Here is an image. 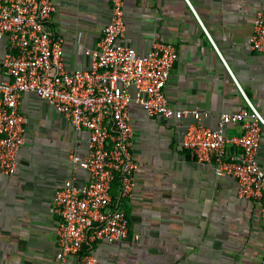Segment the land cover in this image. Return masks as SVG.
I'll list each match as a JSON object with an SVG mask.
<instances>
[{
  "label": "crops",
  "instance_id": "obj_1",
  "mask_svg": "<svg viewBox=\"0 0 264 264\" xmlns=\"http://www.w3.org/2000/svg\"><path fill=\"white\" fill-rule=\"evenodd\" d=\"M49 27L62 39L71 69H91L94 50L111 15L110 0H53ZM124 44L146 53L171 44L178 60L165 95L171 107L207 113L201 122L217 129L224 114L244 120L225 128L241 136L253 109L264 120V54L251 49L254 19L264 0H124ZM9 41L0 40V79ZM20 110L29 117L15 175L0 174V264H56L60 218L51 214L66 181L84 185L88 174L71 155L88 153L89 132L77 130L34 94ZM134 129L137 187L125 206L130 237L118 244L87 242L83 254L97 264H263V203L241 199L232 177L218 178L213 166L180 147L192 116L180 124L129 109ZM258 151L264 169V125ZM241 150L228 146L226 160ZM116 185V184H115ZM117 185L112 194H117ZM139 235L135 240L134 235ZM70 264H79L72 258Z\"/></svg>",
  "mask_w": 264,
  "mask_h": 264
},
{
  "label": "built area",
  "instance_id": "obj_2",
  "mask_svg": "<svg viewBox=\"0 0 264 264\" xmlns=\"http://www.w3.org/2000/svg\"><path fill=\"white\" fill-rule=\"evenodd\" d=\"M110 1V18L96 48L86 51L92 66L85 70L68 66L63 40L49 27L56 11L53 0H0V40L9 41L0 79V174L11 176L18 170L19 152L30 124L20 110L25 94L38 96L77 130L89 132L87 155H71L72 166L88 174L87 183L66 181L50 208L60 218L56 264H70L72 258H78L79 264H97L93 255L83 254L87 242L118 244L130 237L124 208L137 187L129 115L133 104L151 118L178 124L192 116L195 122L187 127L180 148L194 152L200 162L210 163L218 178L236 179L241 199L263 203L264 220V169L258 160L262 117L252 108L245 132L227 137L225 128L243 121V113L222 115L217 129L212 130L201 122L207 113L171 107L165 89L179 58L176 49L158 44L139 53L124 44V0ZM248 44L264 54L263 12L254 19ZM228 146L241 150L233 161L226 160ZM115 182L119 183L117 201L111 193Z\"/></svg>",
  "mask_w": 264,
  "mask_h": 264
},
{
  "label": "trees",
  "instance_id": "obj_3",
  "mask_svg": "<svg viewBox=\"0 0 264 264\" xmlns=\"http://www.w3.org/2000/svg\"><path fill=\"white\" fill-rule=\"evenodd\" d=\"M183 151H187V150H183ZM189 151V150H188ZM117 185V188H118V186H119V183L118 182H115L114 184H113V186H116ZM112 186V187H113ZM112 193V192H111ZM112 196H113V199H114V201H117V199H118V193L117 194H112Z\"/></svg>",
  "mask_w": 264,
  "mask_h": 264
}]
</instances>
